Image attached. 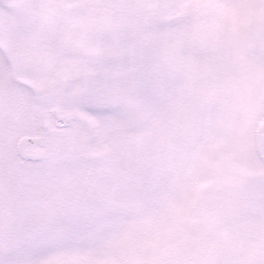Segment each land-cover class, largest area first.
Returning a JSON list of instances; mask_svg holds the SVG:
<instances>
[{"label": "snow or ice", "instance_id": "1", "mask_svg": "<svg viewBox=\"0 0 264 264\" xmlns=\"http://www.w3.org/2000/svg\"><path fill=\"white\" fill-rule=\"evenodd\" d=\"M0 264H264V0H0Z\"/></svg>", "mask_w": 264, "mask_h": 264}]
</instances>
